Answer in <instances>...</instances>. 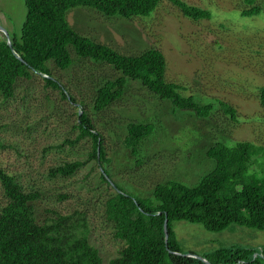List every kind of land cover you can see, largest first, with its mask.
I'll return each instance as SVG.
<instances>
[{"label":"rangeland","instance_id":"1","mask_svg":"<svg viewBox=\"0 0 264 264\" xmlns=\"http://www.w3.org/2000/svg\"><path fill=\"white\" fill-rule=\"evenodd\" d=\"M182 1L207 10L210 18L184 17L167 0H159L147 17H105L80 6L67 10L65 18L82 36L125 55L159 49L166 61L165 79L178 84L179 93L192 95L197 103H211L209 117L197 118L173 109L169 101L131 79L126 80L119 100L96 112L93 100L97 88L121 74L111 66L78 58L70 48L73 63L69 68L60 70L52 62L47 65L51 78L72 101L41 74L18 80L11 98L0 96V166L24 191L38 194L33 208L39 223L57 213H82L89 242L104 263L124 246L113 236V226L104 214L106 199L116 191L152 198L156 184L168 180L193 186L213 168L205 150L217 141L226 145L249 141L264 148L260 99L264 88V0ZM251 7L258 11L241 14ZM25 20L24 0H0V25L7 35L19 39ZM4 37L0 32V41ZM220 103L231 106L233 114ZM81 105L80 110L103 139L110 184L102 181L99 163L87 159L92 139L84 137L73 143L79 133L76 112ZM130 122L154 126L137 157L123 144ZM76 160L88 161L71 176L49 174L51 168ZM260 161V156L256 157L251 168L258 169ZM5 201L0 186V206ZM172 229L182 252L201 257L228 246L264 247V231L235 224L212 232L199 224L173 221Z\"/></svg>","mask_w":264,"mask_h":264},{"label":"trees","instance_id":"2","mask_svg":"<svg viewBox=\"0 0 264 264\" xmlns=\"http://www.w3.org/2000/svg\"><path fill=\"white\" fill-rule=\"evenodd\" d=\"M167 1L189 19L210 18L205 9L182 0ZM158 3L159 0H24L26 20L19 39L9 36L10 45L5 37L0 41V96L11 98L18 80L41 74L48 84L60 88L63 97L72 101L73 98L59 82L51 78L47 65L52 62L60 70L69 68L73 63L70 48L78 58L111 66L121 74L97 88L93 100L96 112L119 100L126 80L131 79L138 81L157 98L169 101L173 109L197 118L209 117L213 110L211 103H197L192 95L180 94L178 84L165 79L166 61L159 49L149 48L137 55H125L82 36L69 26L65 18L67 10L80 6L92 8L105 17H147ZM257 11V7H251L241 14L252 15ZM260 99L264 106V88ZM220 105L233 114L231 106ZM81 108L82 105L76 112L79 133L73 143L84 137L92 139L93 149L87 159L93 158L99 163L102 181L110 184L104 165L109 160L104 152L103 139ZM126 128L123 144L131 155L137 157L142 141L153 133L154 126L130 122ZM262 150L263 147L249 141H236L231 145L217 141L205 150L213 168L193 186L168 180L156 184L152 198L116 191L106 199L104 214L113 226V236L123 241L124 246L107 263L89 242L88 226L82 213H57L39 223L33 208L38 194L24 191L16 178L0 166V186L6 200L0 206V264H207L196 258L171 253H184L175 238L172 222L187 221L212 232L222 231L231 224L264 231ZM258 156L261 159V163H256L259 168H251ZM87 161L66 162L51 168L49 174L71 176ZM165 218L167 243L164 242L163 230ZM203 258L211 264H264V247L228 246Z\"/></svg>","mask_w":264,"mask_h":264},{"label":"water","instance_id":"3","mask_svg":"<svg viewBox=\"0 0 264 264\" xmlns=\"http://www.w3.org/2000/svg\"><path fill=\"white\" fill-rule=\"evenodd\" d=\"M0 32L4 33L5 35V39L7 40V43L10 45L9 42V36L7 35L6 30L0 25ZM17 58H19L21 60V58L19 56H16ZM112 185V184H111ZM163 230H164V242L167 243V239H168V232H167V219L165 218L164 220V224H163ZM172 254H176V255H185L188 257H192V258H196L199 260L204 261L207 264H211L210 262H208L205 258L201 257V256H197L195 254H190V253H179V252H171Z\"/></svg>","mask_w":264,"mask_h":264},{"label":"crops","instance_id":"4","mask_svg":"<svg viewBox=\"0 0 264 264\" xmlns=\"http://www.w3.org/2000/svg\"><path fill=\"white\" fill-rule=\"evenodd\" d=\"M9 36V35H8Z\"/></svg>","mask_w":264,"mask_h":264}]
</instances>
